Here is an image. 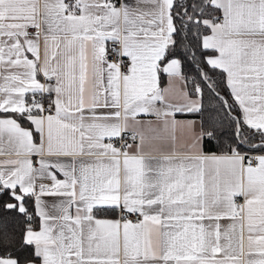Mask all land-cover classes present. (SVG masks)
I'll list each match as a JSON object with an SVG mask.
<instances>
[{
  "label": "snow or ice",
  "instance_id": "6c2138e0",
  "mask_svg": "<svg viewBox=\"0 0 264 264\" xmlns=\"http://www.w3.org/2000/svg\"><path fill=\"white\" fill-rule=\"evenodd\" d=\"M0 212V264H264V0H0Z\"/></svg>",
  "mask_w": 264,
  "mask_h": 264
},
{
  "label": "trees",
  "instance_id": "16d2710c",
  "mask_svg": "<svg viewBox=\"0 0 264 264\" xmlns=\"http://www.w3.org/2000/svg\"><path fill=\"white\" fill-rule=\"evenodd\" d=\"M15 214L0 212V218L7 219L10 222L9 232H15L17 228L16 221L14 219Z\"/></svg>",
  "mask_w": 264,
  "mask_h": 264
},
{
  "label": "built area",
  "instance_id": "2783aa9c",
  "mask_svg": "<svg viewBox=\"0 0 264 264\" xmlns=\"http://www.w3.org/2000/svg\"><path fill=\"white\" fill-rule=\"evenodd\" d=\"M108 47L111 49L113 47H116L115 45H113L111 42H108ZM112 59H114V57H110ZM238 203H240V198L238 199Z\"/></svg>",
  "mask_w": 264,
  "mask_h": 264
},
{
  "label": "crops",
  "instance_id": "0c3cea01",
  "mask_svg": "<svg viewBox=\"0 0 264 264\" xmlns=\"http://www.w3.org/2000/svg\"><path fill=\"white\" fill-rule=\"evenodd\" d=\"M166 85V81H164L163 83H162V86H165ZM141 119H147L146 117H140ZM240 203L242 204L243 203V199L242 198H240Z\"/></svg>",
  "mask_w": 264,
  "mask_h": 264
}]
</instances>
